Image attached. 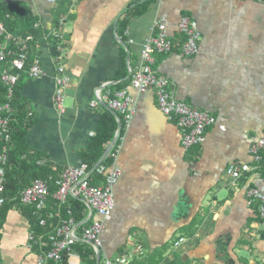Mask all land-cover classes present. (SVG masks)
I'll return each mask as SVG.
<instances>
[{
    "label": "crops",
    "instance_id": "obj_1",
    "mask_svg": "<svg viewBox=\"0 0 264 264\" xmlns=\"http://www.w3.org/2000/svg\"><path fill=\"white\" fill-rule=\"evenodd\" d=\"M0 2L15 13L30 12L46 32L40 47L29 51L43 74L37 79L24 74L15 90L35 117L26 132L30 151L40 152L57 168L78 167V155L94 137L102 115L109 113L117 124L99 98L126 90L135 101L132 122L128 128L122 124L110 150L115 147L116 157L105 177L112 166L121 176L101 234L99 264L119 256H129L130 264H264V223L245 196L247 187L264 192V173L246 175L236 184L225 173L230 162L251 164L249 149L264 136V1ZM57 6L69 11L55 31ZM128 9H133L132 16L119 27ZM182 17L195 21L200 33L198 53L191 57L183 56L178 46ZM157 22L164 24L175 48L154 55L152 69L167 79L176 100L215 119L205 142L188 150L174 122L158 110L153 91L137 93L130 86ZM56 34L64 38L60 62L67 82L62 88L55 83L58 62L48 44ZM58 91L60 107L55 102ZM19 208L4 211L0 264L36 263L35 245L29 241L35 226L24 206ZM89 214L85 206L83 222ZM77 236L64 264L92 261L81 259L77 247L92 246L80 230ZM181 238L185 241L175 248Z\"/></svg>",
    "mask_w": 264,
    "mask_h": 264
},
{
    "label": "built area",
    "instance_id": "obj_2",
    "mask_svg": "<svg viewBox=\"0 0 264 264\" xmlns=\"http://www.w3.org/2000/svg\"><path fill=\"white\" fill-rule=\"evenodd\" d=\"M248 1L261 2L264 0ZM154 28L156 32L148 39L141 51L142 65L134 72L130 86L137 93L153 91L158 110L168 120L174 122L178 129L181 145L185 150L201 146L205 142L207 129L215 125V119L207 112L199 111L176 100L169 91L167 79L152 69L154 55H166L175 48L164 24L157 22ZM177 32L182 36V41L178 46L183 56L196 55L200 40L196 22L188 17H182L177 25ZM53 37L57 41L55 60L58 62L55 83L56 86L62 88L67 82L66 78L62 76L63 67L60 62L64 50V38L60 34ZM32 39L30 35L21 36L9 33L3 23L0 22V68H2L0 81L6 89L7 99V102L0 103V209L7 200L3 196V192L8 164L7 154L11 138L9 123L12 108L9 102L16 85L24 74L30 79H37L43 74L37 60L33 61L30 66H26L29 56V43ZM60 94L61 91H58L55 100L58 107L61 106L62 102ZM99 100L105 102L108 108L119 114L123 122L120 121L121 126L123 124L125 128H128L135 114V101L126 90L117 91L112 95L108 92L106 96H101ZM220 129L223 130L222 127ZM249 156L252 159L251 164H241L234 161L228 164L225 173L233 184L245 179L246 175L264 173V136L250 147ZM112 157L114 162L115 152ZM87 174L82 164L78 167H66L62 170L60 180L57 182V189L51 197L59 207L67 209V215L66 218L60 220L59 224L49 234L29 235V241H32L39 250V253H36L35 264H61L64 256L73 253L78 230H80L81 238L86 243H91L95 254L97 250L101 249V234L105 229L106 220L111 216L115 206L113 190L121 176V172L117 167L112 166L105 177L103 185L97 187L88 183ZM49 196L47 183L37 180L21 192L20 202L22 205H35L34 214L38 215L45 209ZM245 196L247 206L254 208L257 216L264 223V192L256 187H247ZM69 197L83 200L86 203L85 206L91 209L92 215L87 223L81 225L83 221L77 223L74 220L71 208L68 205ZM50 217L52 218V216ZM184 241L183 238L179 239L174 247L178 248ZM103 264H130V257L105 258Z\"/></svg>",
    "mask_w": 264,
    "mask_h": 264
},
{
    "label": "trees",
    "instance_id": "obj_3",
    "mask_svg": "<svg viewBox=\"0 0 264 264\" xmlns=\"http://www.w3.org/2000/svg\"><path fill=\"white\" fill-rule=\"evenodd\" d=\"M132 10L128 9L121 21L119 22V27H125L126 22H128L129 17L132 16ZM68 8L56 7V15L58 19L56 21V29H59V18L68 13ZM21 13L20 17L18 15ZM11 18V19H10ZM127 18V19H126ZM0 22L3 23L6 30L13 34L21 36L30 35L32 36V41L29 43V51H34L37 46L44 42L45 33L37 26V20L32 17L31 13L28 11H21L18 13L13 12V9L5 7L2 2H0ZM19 28L20 31H17ZM13 32V33H12ZM48 44L51 48L54 56L56 55L55 46L57 41L52 38L48 39ZM33 62L31 56H28L26 66H30ZM2 68H0V73ZM17 86V85H16ZM16 90V87H15ZM14 90L13 96L9 102L12 108L11 121L9 127L11 130V138L9 143L8 152V164L5 172V182H4V192L3 196L7 199L3 207L0 209V228L2 226V218L5 209H10L14 207L23 206L22 211L30 216L31 224L35 226L33 233L35 235H40L45 233L49 234L53 228L59 224L60 220L66 218L67 209L65 207H59L58 204L52 199V195L57 189V182L60 180V174L63 169L52 166L48 161H44V155L35 150L31 149L26 144V132L34 125L35 117L32 112L28 110L27 104L19 98L17 91ZM7 102L6 99V89L0 81V103ZM121 123L122 118L119 117ZM117 124L114 118L109 114L105 113L101 117V121L98 125L97 131L94 137L88 142L86 148L79 153V159L81 164L85 167L88 173L94 164L102 156L105 147L113 139ZM30 149V150H29ZM1 150V143H0ZM32 152V153H31ZM115 152V147L110 152V154L104 159L100 166L92 173L88 179V183L91 186H102L105 180V173L107 169L113 163L112 155ZM45 163H44V162ZM41 180L47 183L50 196L47 199L45 209L38 215L34 214L36 208L35 205H22L20 202V194L26 188L30 187L33 182ZM68 205L71 208V214L77 223L84 220L85 206L78 199L69 197ZM52 216V218L50 217ZM50 218V219H48ZM44 219H48L44 223L45 228L41 226V222ZM40 225V226H39ZM78 244V243H77ZM79 245V244H78ZM34 251L39 253V250L34 246ZM91 248V247H90ZM86 244L77 247V252L79 253L83 261L92 260L90 264H95L94 262V252ZM67 256V255H66ZM66 256L63 257L65 262ZM176 260V259H173ZM62 263L64 264V262ZM163 264H172V262H164Z\"/></svg>",
    "mask_w": 264,
    "mask_h": 264
},
{
    "label": "water",
    "instance_id": "obj_4",
    "mask_svg": "<svg viewBox=\"0 0 264 264\" xmlns=\"http://www.w3.org/2000/svg\"><path fill=\"white\" fill-rule=\"evenodd\" d=\"M104 107L107 108L110 111V113H112L117 118V131H116V135H115L114 139L111 141V143L109 144V146L106 148V150L104 151V153L102 154V156L100 157V159L95 163V165L92 167V169L88 172L86 179H88L92 175V173L100 166V164L104 161V159H106V157L109 155L110 150L114 146V144H115V142L117 140V137H118V135L120 133V130H121V123H120L119 117L116 115V113L113 110H111L107 106H104ZM77 199L80 202H82L83 204H86L83 200H81L79 198H77ZM88 210H89V213H90L88 219H90L91 218V215H92V211H91V209L89 207H88ZM88 219L85 220L84 222H82L81 225L87 223ZM88 244L91 245V243H88ZM99 251L100 250H97V253H96V264H99V260H100Z\"/></svg>",
    "mask_w": 264,
    "mask_h": 264
},
{
    "label": "rangeland",
    "instance_id": "obj_5",
    "mask_svg": "<svg viewBox=\"0 0 264 264\" xmlns=\"http://www.w3.org/2000/svg\"><path fill=\"white\" fill-rule=\"evenodd\" d=\"M89 179V178H88Z\"/></svg>",
    "mask_w": 264,
    "mask_h": 264
}]
</instances>
